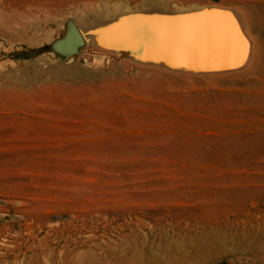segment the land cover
Instances as JSON below:
<instances>
[{"label":"rangeland","instance_id":"1","mask_svg":"<svg viewBox=\"0 0 264 264\" xmlns=\"http://www.w3.org/2000/svg\"><path fill=\"white\" fill-rule=\"evenodd\" d=\"M211 14L241 65L110 43ZM34 261L264 264V0H0V264Z\"/></svg>","mask_w":264,"mask_h":264},{"label":"bare ground","instance_id":"2","mask_svg":"<svg viewBox=\"0 0 264 264\" xmlns=\"http://www.w3.org/2000/svg\"><path fill=\"white\" fill-rule=\"evenodd\" d=\"M212 14L180 22L152 21L134 27L123 24L125 28L112 33L110 43L140 60L165 61L175 67L221 70L241 65L248 56V46L237 21L232 16Z\"/></svg>","mask_w":264,"mask_h":264},{"label":"water","instance_id":"3","mask_svg":"<svg viewBox=\"0 0 264 264\" xmlns=\"http://www.w3.org/2000/svg\"><path fill=\"white\" fill-rule=\"evenodd\" d=\"M85 45V39L83 38L81 32L77 29L74 30V33L69 38L66 46L70 50H76Z\"/></svg>","mask_w":264,"mask_h":264}]
</instances>
